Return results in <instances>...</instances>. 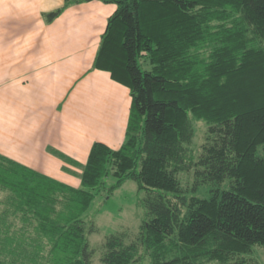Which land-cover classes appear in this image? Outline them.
<instances>
[{
    "label": "trees",
    "instance_id": "obj_1",
    "mask_svg": "<svg viewBox=\"0 0 264 264\" xmlns=\"http://www.w3.org/2000/svg\"><path fill=\"white\" fill-rule=\"evenodd\" d=\"M103 1L117 8L93 68L130 89L125 140L93 144L79 187L0 153V264H92L84 215L107 176L109 193L134 180L145 214L132 241L106 238L103 264H254L246 256L264 246V0ZM181 173L193 174L190 188Z\"/></svg>",
    "mask_w": 264,
    "mask_h": 264
},
{
    "label": "crops",
    "instance_id": "obj_2",
    "mask_svg": "<svg viewBox=\"0 0 264 264\" xmlns=\"http://www.w3.org/2000/svg\"><path fill=\"white\" fill-rule=\"evenodd\" d=\"M116 8L103 0H0L2 155L79 187L95 142L121 147L130 89L93 68Z\"/></svg>",
    "mask_w": 264,
    "mask_h": 264
},
{
    "label": "rangeland",
    "instance_id": "obj_3",
    "mask_svg": "<svg viewBox=\"0 0 264 264\" xmlns=\"http://www.w3.org/2000/svg\"><path fill=\"white\" fill-rule=\"evenodd\" d=\"M196 134L193 147L199 151L206 135V124L199 121L195 125ZM179 177L185 187L190 188L194 181L192 173H181ZM105 186L94 199L91 207L84 217L93 231L89 233L88 240L91 248L95 250L92 264H103L101 256L106 238L112 234H124L127 242L135 239L142 224L145 209L141 204L144 191H138L134 180L127 179L113 193H109V186L115 182L112 176L104 178ZM209 186L202 185L195 192L198 196L209 195ZM143 251V249H142ZM248 263L264 264V246L254 245L253 252L246 256ZM148 262V261H147ZM214 263V262H210Z\"/></svg>",
    "mask_w": 264,
    "mask_h": 264
}]
</instances>
